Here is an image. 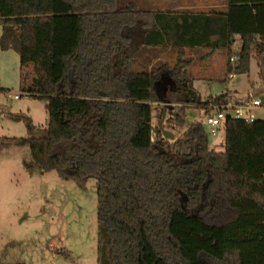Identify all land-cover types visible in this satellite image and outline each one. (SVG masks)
Wrapping results in <instances>:
<instances>
[{"label":"trees","instance_id":"1","mask_svg":"<svg viewBox=\"0 0 264 264\" xmlns=\"http://www.w3.org/2000/svg\"><path fill=\"white\" fill-rule=\"evenodd\" d=\"M61 1L75 16L71 49L57 78L53 49L38 56L26 85L23 50L35 48L39 28L54 25L56 0H0V48L21 56L24 91L48 113L44 135L12 142L30 147L29 171L98 181V264H264V119L230 117L224 150L215 151L202 123L174 143L160 129L154 140L152 117L153 104H177L184 129L187 109L229 104L228 93L202 102L185 49H211L210 58L241 41L228 72L248 73L251 56L264 57V0L177 13L131 0ZM142 46H172L176 63L134 70ZM13 118L35 132L29 117Z\"/></svg>","mask_w":264,"mask_h":264},{"label":"rangeland","instance_id":"2","mask_svg":"<svg viewBox=\"0 0 264 264\" xmlns=\"http://www.w3.org/2000/svg\"><path fill=\"white\" fill-rule=\"evenodd\" d=\"M131 1L138 3L142 9L170 13L207 12L225 9L226 6L223 0H183L178 3L171 0ZM55 9V28L46 33L39 32L38 41L41 43L49 35L50 43L54 41L56 49L62 46L66 49L75 31V16L61 0H56ZM1 36L0 27V39ZM136 44V48L139 47L138 41ZM241 47V41H236L231 48H221L206 59L204 56L211 49L189 48L186 56L194 61L188 73L202 102L224 93H228L233 102L241 103L251 97H264V57L253 54L248 73L228 72V64H236L230 56L236 57ZM61 54L56 50L53 63L55 78L60 70ZM177 56L178 51L172 46L147 50L139 55V69H147L150 63L154 69L164 65V61L173 66ZM28 63L23 70L26 85L34 77L33 64ZM21 72V56L15 51L0 48V264H98V181H63L57 172L29 171L25 164L32 161L30 147L12 142L13 139L44 135L48 121L47 103L32 98L24 91ZM173 85H168V89L176 86L175 83ZM16 95L21 96L19 100L14 99ZM180 108L171 103L153 104L154 140L160 138L158 124H163L166 130L175 134L171 143L181 139L193 123H202L209 130L206 119L212 111L206 113L198 108L187 109L186 126L181 129L174 119ZM254 114L257 120L264 119V109H256ZM17 115L32 120L36 128L33 134L29 133L24 120L13 118ZM209 141L215 151H223L225 131L221 130L217 136L210 135Z\"/></svg>","mask_w":264,"mask_h":264},{"label":"built area","instance_id":"3","mask_svg":"<svg viewBox=\"0 0 264 264\" xmlns=\"http://www.w3.org/2000/svg\"><path fill=\"white\" fill-rule=\"evenodd\" d=\"M237 58L233 57L231 61H236ZM14 99H20L19 95L14 96ZM256 109H264V102L262 99L250 98L245 103L233 104L230 103L222 108H216L207 115L206 124L209 128L208 133L211 136H217L221 130L225 129L228 119L245 120L253 122L257 120L254 111Z\"/></svg>","mask_w":264,"mask_h":264},{"label":"crops","instance_id":"4","mask_svg":"<svg viewBox=\"0 0 264 264\" xmlns=\"http://www.w3.org/2000/svg\"><path fill=\"white\" fill-rule=\"evenodd\" d=\"M65 11V10H64ZM68 12V11H67ZM73 20L75 21L74 17H73ZM56 21V20H55ZM56 23V22H55ZM55 25V24H54ZM51 28H55V26H49V27H41L39 28L38 30V33L39 32H48ZM57 38H61V36L59 35H56ZM39 38V37H38ZM50 40H51V36L47 35V37L45 38V40L40 43L38 41L39 44H37V46H35V48L33 49H27L25 48L23 50V56L29 61L31 62L30 64H33L35 62V60L37 59L38 56H40L43 52L47 51L49 48H52L53 51H54V60H55V57H56V50H59V53H62L61 56L67 52L70 51L71 49V46H72V43H73V40H74V33H73V36H71V42H70V46L69 48H66L64 49V47H60V49H56L54 46V41H52L50 43ZM170 47V46H169ZM64 49V50H63ZM161 49H166L164 48L163 46H159L157 48H150V47H146V46H142L133 56L132 58V63H133V66L136 68V70H140L139 68L141 67V63H138L139 61V55H141L142 53H145L147 50H161ZM62 50V51H61ZM189 48H186L185 49V53L188 54ZM61 51V52H60ZM216 53V52H215ZM214 53V54H215ZM28 54L30 57H28ZM213 54V55H214ZM29 58V59H28ZM186 59L187 56L185 57ZM161 60V58H159ZM192 59V58H190ZM206 59V58H205ZM193 60V59H192ZM194 61V60H193ZM167 62L164 61L163 64H166ZM152 63H150L149 67L147 69H145V71H151L153 69V66L151 65ZM192 65V64H191ZM60 69V68H59ZM141 70H144V69H141ZM60 72V70H58ZM59 72H58V75L57 77L59 76ZM21 97V96H20ZM15 100H19V99H15ZM230 103H233V104H238V103H241V102H238V101H235L233 102L232 100H230ZM159 105V104H158ZM158 126H160V124H158ZM213 149V148H212Z\"/></svg>","mask_w":264,"mask_h":264},{"label":"water","instance_id":"5","mask_svg":"<svg viewBox=\"0 0 264 264\" xmlns=\"http://www.w3.org/2000/svg\"><path fill=\"white\" fill-rule=\"evenodd\" d=\"M261 99L264 102V97L261 98ZM159 128H160V130L162 132L163 138H165L168 141H174L175 140V134L173 132L169 131V130H166L163 127V124H160Z\"/></svg>","mask_w":264,"mask_h":264}]
</instances>
